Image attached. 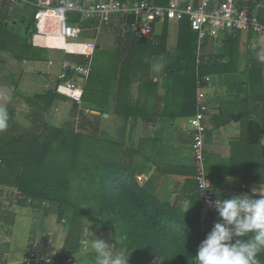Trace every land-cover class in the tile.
Masks as SVG:
<instances>
[{
  "label": "crops",
  "instance_id": "1",
  "mask_svg": "<svg viewBox=\"0 0 264 264\" xmlns=\"http://www.w3.org/2000/svg\"><path fill=\"white\" fill-rule=\"evenodd\" d=\"M199 3L182 0L180 7L189 11ZM236 5L264 24V0H237ZM35 10V0H0V64L11 68L9 75L0 76V261L23 264L31 252L45 256L48 264H120L131 257L133 251H126L112 227L100 231L83 221L78 239L71 229L72 208L58 217L48 202L30 197L34 204H29V198L20 202L14 197L22 179L35 186L41 129L66 128L61 120L67 125L83 109L96 115L97 136L112 142L114 158L132 152L141 168L136 177H142L139 182L155 198L183 211L195 205L198 241L207 245L208 264L215 251L224 257L222 264H264V34L244 29L200 41L187 21L165 19L146 38L130 30L127 18L113 14L105 25L67 11V24L79 22L82 30L77 38L65 39L54 15L30 25ZM30 48L43 50V57L28 53ZM63 59H90L89 76L77 80L83 90L81 108L55 90ZM35 60L57 69L54 88L37 83ZM206 75L211 82L205 88L208 109L202 120L204 170L218 196L239 209L257 210L247 223L230 215L211 217L194 198L191 119L197 110V81ZM58 96L69 99L71 106ZM4 204L9 206L5 217ZM150 264L163 261L155 258Z\"/></svg>",
  "mask_w": 264,
  "mask_h": 264
},
{
  "label": "trees",
  "instance_id": "2",
  "mask_svg": "<svg viewBox=\"0 0 264 264\" xmlns=\"http://www.w3.org/2000/svg\"><path fill=\"white\" fill-rule=\"evenodd\" d=\"M34 13L30 25H34ZM180 21H187L190 27L187 16ZM81 114L77 131L69 121L66 128H53L48 135L36 136L34 189L30 180L24 178L19 180L14 197L20 202L30 197L39 203L48 202L58 217L66 208H72L71 229L77 232L78 239L83 216L93 220L92 226L100 231L117 223L123 236L122 246L133 251L120 264H150L155 258H161L163 264H208L207 245L198 241L195 205L183 211L155 198L150 187L137 180L141 168L134 162L132 152L114 158L112 142H103L97 136L96 115ZM58 150L66 152L62 161L54 157ZM75 178L79 184L74 185ZM194 198L198 202L197 196ZM84 204L97 209L101 216H94ZM212 216L223 219L229 215L212 212ZM214 255L211 264H222L224 257L217 251Z\"/></svg>",
  "mask_w": 264,
  "mask_h": 264
},
{
  "label": "built area",
  "instance_id": "3",
  "mask_svg": "<svg viewBox=\"0 0 264 264\" xmlns=\"http://www.w3.org/2000/svg\"><path fill=\"white\" fill-rule=\"evenodd\" d=\"M14 1V0H9ZM182 0H168L165 5L155 4L150 0H137L133 2L122 0H102L97 3L84 4L72 0H35L34 19L39 22L43 16L51 14L59 19V33L65 39L77 38L82 27L79 22L69 25L66 22L67 11L76 12L81 20H97L99 24H108L111 15L115 14L124 21L128 14L134 15L132 22H126L127 26L138 37H150L157 22L163 20L180 21L187 16L190 27L198 33L200 41L205 36L216 37L220 32L235 30H251L258 34H264V24L258 22L255 16L246 8L239 9L237 0H219L211 4V0H200L193 10H184L180 7ZM92 50L86 56H90ZM91 72L90 59L82 63H76L68 59L61 61V71L57 76L55 90L73 100L81 108L83 100L82 87L77 83L78 79H85ZM211 82L210 76H203L197 81L198 91L196 95L197 110L191 119V148L194 154L196 183V195L199 205L209 212L228 214L240 223H247L257 216L256 209L247 211L239 209L232 201L218 196L204 170L203 138L205 127L202 120L208 109L206 103L205 88ZM85 110L82 109L84 113ZM79 112V111H78ZM81 113V112H80ZM88 114V110L85 111ZM85 114V115H86ZM142 177L138 176L137 180ZM29 202L33 200L29 198ZM45 256L27 253L23 257V264H32L45 260ZM0 264H3L0 261Z\"/></svg>",
  "mask_w": 264,
  "mask_h": 264
},
{
  "label": "rangeland",
  "instance_id": "4",
  "mask_svg": "<svg viewBox=\"0 0 264 264\" xmlns=\"http://www.w3.org/2000/svg\"><path fill=\"white\" fill-rule=\"evenodd\" d=\"M74 14V16H75V18L76 19H79V17H78V15L77 14H75V13H73ZM103 36V34L100 32L99 34H98V36H97V38L98 39H101V37ZM94 37H95V34H94ZM25 43V42H24ZM24 43H23V45H24ZM42 51L43 50H40V49H38V48H35V49H32V48H30L29 49V51H28V53H31V54H34L35 53V56L36 57H43L42 56ZM21 52V51H20ZM2 59H4V58H1L0 59V61L2 60ZM11 71V68L8 66V64L6 63V64H0V76H3V75H9L10 72ZM57 71V69L55 68V67H50L49 65H47L46 64V62H44L43 60H38V61H36L35 60V80L37 79V83L38 84H42V85H45V84H47V86L49 87V88H54V86H55V79H54V77L52 76L53 74H55V72ZM42 76H47V79H46V81H44V80H42ZM7 77V76H6ZM6 79V78H5ZM4 79V80H5ZM10 79V78H9ZM9 79H7L6 81H4L5 83H7L8 81H9ZM15 86V84H13V85H10V89H12L13 87ZM63 96V95H62ZM58 97H60V101H62V102H64V104L63 105H65L66 107H70L71 106V102H70V100L69 99H67L66 97H61V96H58ZM62 102H61V104H62ZM88 115V114H87ZM70 119V122H71V124L73 125V128H74V130H79V125L81 124V121H82V114L80 113V112H77L75 115H74V117H71V118H69ZM69 122V121H68ZM55 124H57V123H54L53 125H55ZM60 125L62 126V125H65V127L67 126L65 123H64V121L63 120H61V122H60ZM64 128V127H63ZM41 132L43 133V134H45V135H48L50 132H51V130H47V127H43V129H41ZM66 156V152L64 151V150H58L57 151V154L54 156L55 158H57V159H59L60 161H62L63 160V157H65ZM139 181V180H138ZM72 182L74 183V185H76V184H79V179L78 178H75V179H73L72 180ZM9 208V206L8 205H6V204H4V207H3V214H2V216L3 217H5V216H7V214H8V212H9V209H5V208ZM84 207L85 208H87L88 210H90V212L94 215V216H96V217H100L101 216V214L99 213V211L97 210V209H91L90 208V206L89 205H87V204H84ZM83 220L82 221H86L87 222V226L89 227L91 224H93L94 222H93V220H91V219H85V217L83 216V218H82ZM90 220V221H89ZM90 224V225H89ZM99 227V226H98ZM111 227L113 228V230L114 231H116L115 233H118L120 236H121V238H123V236H122V233L120 232L121 231V228H120V226L117 224V223H115V224H111ZM94 230H95V228H94ZM110 233H113L112 232V230L110 231Z\"/></svg>",
  "mask_w": 264,
  "mask_h": 264
},
{
  "label": "water",
  "instance_id": "5",
  "mask_svg": "<svg viewBox=\"0 0 264 264\" xmlns=\"http://www.w3.org/2000/svg\"><path fill=\"white\" fill-rule=\"evenodd\" d=\"M134 20V15L133 14H128L127 15V22H132Z\"/></svg>",
  "mask_w": 264,
  "mask_h": 264
},
{
  "label": "bare ground",
  "instance_id": "6",
  "mask_svg": "<svg viewBox=\"0 0 264 264\" xmlns=\"http://www.w3.org/2000/svg\"><path fill=\"white\" fill-rule=\"evenodd\" d=\"M59 20V19H58Z\"/></svg>",
  "mask_w": 264,
  "mask_h": 264
}]
</instances>
